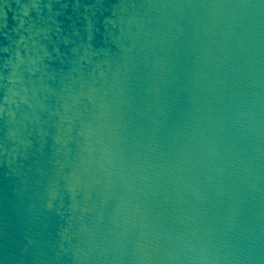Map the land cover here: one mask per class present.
<instances>
[{
	"label": "water",
	"instance_id": "obj_1",
	"mask_svg": "<svg viewBox=\"0 0 264 264\" xmlns=\"http://www.w3.org/2000/svg\"><path fill=\"white\" fill-rule=\"evenodd\" d=\"M0 264H264V0H0Z\"/></svg>",
	"mask_w": 264,
	"mask_h": 264
}]
</instances>
